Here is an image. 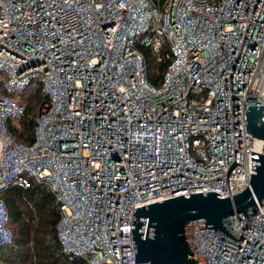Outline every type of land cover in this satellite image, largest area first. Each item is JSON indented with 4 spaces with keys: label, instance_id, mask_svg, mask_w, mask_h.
<instances>
[{
    "label": "built area",
    "instance_id": "1",
    "mask_svg": "<svg viewBox=\"0 0 264 264\" xmlns=\"http://www.w3.org/2000/svg\"><path fill=\"white\" fill-rule=\"evenodd\" d=\"M139 44L169 60L158 85ZM34 82L46 100L25 143L8 125ZM263 88L264 0H0V248L12 242L1 194L33 181L55 198L70 260L147 264L134 261L135 205L243 190L264 143L245 113L264 107ZM229 219L238 243L191 220L189 258L264 264V203L250 225Z\"/></svg>",
    "mask_w": 264,
    "mask_h": 264
},
{
    "label": "water",
    "instance_id": "2",
    "mask_svg": "<svg viewBox=\"0 0 264 264\" xmlns=\"http://www.w3.org/2000/svg\"><path fill=\"white\" fill-rule=\"evenodd\" d=\"M264 89V88H263ZM264 107L250 105L246 111L247 130L264 142ZM263 152L251 151L254 173L250 174L247 186L240 192L221 196L214 191L186 193L163 198L159 196L135 205L131 220L134 261L147 264H197L186 240L187 224L204 218V227H211L217 234L234 242L229 216L243 212L245 222L250 225L252 211L264 203V143ZM146 231L143 234V229ZM218 264V263H216Z\"/></svg>",
    "mask_w": 264,
    "mask_h": 264
},
{
    "label": "trees",
    "instance_id": "3",
    "mask_svg": "<svg viewBox=\"0 0 264 264\" xmlns=\"http://www.w3.org/2000/svg\"><path fill=\"white\" fill-rule=\"evenodd\" d=\"M137 47L146 59L149 82L158 85L162 81L169 60L164 56L158 61L151 48L140 44ZM165 52L164 49L161 54L165 55ZM25 95L27 103L23 117L17 122L9 123L8 126L18 140L30 143L34 139V117L38 106L46 100V97L40 92L38 82H34ZM1 196L9 214L12 242L0 248V259H7L1 250L7 247L17 253L26 249L29 251L26 254L37 257L39 264H61V262L87 264L79 257L70 260L62 251L55 231L60 217L59 208L53 194L44 185L33 181L26 188L12 185Z\"/></svg>",
    "mask_w": 264,
    "mask_h": 264
},
{
    "label": "rangeland",
    "instance_id": "4",
    "mask_svg": "<svg viewBox=\"0 0 264 264\" xmlns=\"http://www.w3.org/2000/svg\"><path fill=\"white\" fill-rule=\"evenodd\" d=\"M1 250L5 253L7 259H0V264H39L37 257L26 254L27 252H29L26 249L18 253L17 251H13L12 249H8L7 247L2 248ZM21 252H23V254H21ZM61 264H63V262H61Z\"/></svg>",
    "mask_w": 264,
    "mask_h": 264
}]
</instances>
